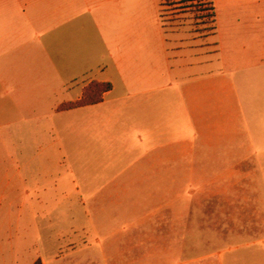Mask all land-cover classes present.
<instances>
[{
  "label": "rangeland",
  "instance_id": "obj_1",
  "mask_svg": "<svg viewBox=\"0 0 264 264\" xmlns=\"http://www.w3.org/2000/svg\"><path fill=\"white\" fill-rule=\"evenodd\" d=\"M213 1L214 31L195 0H161L167 55L149 77L117 79L102 103L58 111L93 75L46 70L21 116L4 111L0 189L12 185L0 217L13 222L0 264L51 247L52 216L64 211L90 233L92 264L116 258L107 250L128 224L139 264H264V0ZM25 180L57 184L60 206L22 205ZM32 214L44 230L29 238L17 217Z\"/></svg>",
  "mask_w": 264,
  "mask_h": 264
},
{
  "label": "crops",
  "instance_id": "obj_2",
  "mask_svg": "<svg viewBox=\"0 0 264 264\" xmlns=\"http://www.w3.org/2000/svg\"><path fill=\"white\" fill-rule=\"evenodd\" d=\"M160 14L161 0H0V92L3 90L4 94V99H0V123L12 122V114L5 110L17 111L16 116L23 114L27 109L29 84L37 85L45 77L46 70L61 71L67 79L93 75L81 85H75V97L57 106L61 112L102 103L114 89L117 79L129 86L128 78L139 70L149 77L156 57L162 58L168 53ZM91 81L110 82L112 88L103 93L98 103L59 108L82 98L84 87ZM64 86L68 84L65 82ZM11 185L9 180L5 189ZM22 186L25 197L22 205L38 207L56 203L60 206L50 192L57 184L35 183L29 187L25 180ZM5 189H0V200L10 195ZM104 201H94L89 206L101 205ZM109 202L127 203L123 199ZM33 212L38 214L37 208ZM34 214L30 220L28 215L17 217L20 228L29 238L34 233L42 235L44 230ZM71 218L74 216L68 211L52 216V246L34 252L20 264H33L37 259L48 264L43 255L46 253L51 264H92L90 233L85 227L77 231ZM12 222L13 219L1 220L0 217V240L3 227H11ZM125 228L129 229L113 233L115 247L109 246L107 252L116 258L105 264L140 263L138 233L134 232V225L128 224Z\"/></svg>",
  "mask_w": 264,
  "mask_h": 264
},
{
  "label": "trees",
  "instance_id": "obj_3",
  "mask_svg": "<svg viewBox=\"0 0 264 264\" xmlns=\"http://www.w3.org/2000/svg\"><path fill=\"white\" fill-rule=\"evenodd\" d=\"M192 2L194 0H186V2ZM197 3V1L195 0ZM195 3V7H198L199 12L205 11V15H202L203 17H207L210 20L211 23V30L214 31L215 27V11H214V5L212 0H199L198 3ZM200 16H196L195 18H203ZM112 88V85L110 82H98V81H91L88 83L83 90L82 98L79 100H76L74 102L66 103L60 105V109H71L76 108L80 106H85L89 104H95L102 100L103 93L109 91ZM33 264H42L40 259H37Z\"/></svg>",
  "mask_w": 264,
  "mask_h": 264
}]
</instances>
